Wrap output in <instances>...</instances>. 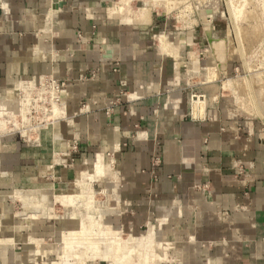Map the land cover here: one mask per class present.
Instances as JSON below:
<instances>
[{"label":"crops","instance_id":"0c3cea01","mask_svg":"<svg viewBox=\"0 0 264 264\" xmlns=\"http://www.w3.org/2000/svg\"><path fill=\"white\" fill-rule=\"evenodd\" d=\"M111 2L0 0V92L41 75L66 89L60 121L0 151V264L38 259L43 241L22 233L38 223L13 224L16 190L68 188L97 155L115 157L105 184L120 223L157 225L174 245L167 264H264V145L222 111L213 53L215 76L200 66L204 38L218 39L214 8L206 24L202 11L181 19L154 6L147 23L134 17L144 1L116 16Z\"/></svg>","mask_w":264,"mask_h":264},{"label":"rangeland","instance_id":"374dc122","mask_svg":"<svg viewBox=\"0 0 264 264\" xmlns=\"http://www.w3.org/2000/svg\"><path fill=\"white\" fill-rule=\"evenodd\" d=\"M142 1H144V4L149 3L147 5L152 4H150V0ZM162 1L165 2L166 0H161V2ZM174 3L175 4L172 6L170 13L171 15H178V13H180L181 19L188 17V12H194L195 9L202 11V19L204 22H206L209 21V19L212 17L213 10L215 11V14L211 18V25L213 24L214 26L212 30V36L218 39H225L224 42H222V45L225 46L224 51H230L227 48V45L229 43L230 48L232 49L231 53L227 58L225 54V73H221L217 68L218 66H216L215 68L219 72L217 79V83L220 86L219 103L222 104V111L225 112L226 117H229L231 121H235L234 126L236 127L235 129L237 130V132L240 131L247 133L248 131H250L254 138L257 140V142L264 145V0H175ZM135 4H137L140 8H142L143 6H147L142 4V2H138ZM116 5L117 6L115 7L117 8H125V6H123L120 1H118ZM162 5L163 3H160L161 7ZM129 6L130 3L126 8L131 10ZM209 7H213L214 9H209ZM140 8L138 10H140ZM110 9L111 4L109 7V11ZM232 12L234 15H232ZM234 17L236 18V21L234 20ZM205 25L206 24L204 23L203 26ZM206 26V29L208 31L207 33L210 34L211 26ZM203 48L207 49V52L204 53V55L202 56L200 66L206 68V71H208L209 74L213 73L214 77L215 72L213 71V67L215 66V63L211 55L209 54V52L212 54V50L205 38ZM207 56H209L208 59ZM48 76L50 75H41L40 77H37V79L33 77L18 80L16 84L13 85L8 91L0 92V95L7 96L10 91H13L14 95L19 100H23L24 98L28 99V97L34 96L35 90H32L35 87H38L39 79H41V81H44V79H46ZM21 82H32V84L30 85H32L33 87L30 92L28 91L27 96L25 92L20 89L21 86H16L18 83ZM18 87V90H14V88ZM61 100L62 107H60L61 104L57 103H53V105H57L55 110L57 114L63 111L65 116V102L62 97ZM12 106V104L8 103L7 108L11 109ZM30 108L31 111L30 114H28V117H30V119L28 120L26 119V117L23 122L28 120V126H35L34 123H37V119L41 118L42 114L39 111V108L35 107L34 104L31 105ZM11 112L12 110H10L9 114ZM230 115L234 116L233 119L230 118ZM14 116L17 117V115ZM10 117L11 118L8 119H13V116ZM21 126H23V123L21 124ZM50 127L52 126L47 125L46 128H42L39 132L34 130L33 132H30V135L28 136L31 137V141H33L35 138L40 137L42 131L48 130ZM19 129L20 131L25 130L24 128L20 127L16 130L13 129L9 132H3L0 134V151H5L6 149H9V144L5 143V139H7L8 137L17 138L23 143L28 142L27 138L22 136L21 133L17 131ZM31 141L28 143L33 144V142ZM103 156L105 164L104 176L99 181L92 183L91 190L88 187L82 190L80 196L81 201L78 202L80 203V206L71 205L65 207L64 205L56 202L54 203L53 207L48 208L50 206V203L48 202L49 200H47L48 197L46 198L42 196L46 194L49 195V193L50 195H53L54 193V195H56L59 192L63 194L77 195L76 190L79 188V181L86 185H90V183L85 180V178H87L86 174L88 173V171H91L90 167L94 161L89 162V167L83 168L82 170H80V172H78L77 177L74 181L70 183V186L68 188L61 189V187H59L58 185H54V187L50 188L51 191L45 189L43 192H40V194L43 195L37 194L32 198L31 195V199L29 198V200L25 202L16 199L10 200V206H12V218L13 220L15 219V221H13V224H19L21 226L25 224L29 227V225L26 224L27 221H30L33 224L38 223L37 229L35 228V226H32V228L30 227V230H25L24 228L25 231H23L22 233L31 234L32 231L34 233L37 232L38 235L36 236L37 238H35L38 240H43L40 245V248L41 250L43 249V252H47L44 254L38 253V259L37 257H31L32 260L30 261V263H26L23 261L24 264H32L35 262V260H37V262H39L40 264H50L53 261H57L59 257V252L56 249H58V246L60 244L61 245L59 247H62V236H60L62 234L59 233L60 230L64 229L72 231L80 226L81 220L82 222L86 223L87 226L90 224L89 226H93V228L95 227L93 229L92 227L88 226V229H86V227L85 230L89 232L90 235H92L90 238L93 237L92 239L94 241H97L99 238L102 239L99 240V244L101 245L100 247L104 246V244H111V236H120L121 239L124 240L129 236L140 237L141 235H145L147 233L148 225L146 223H144L141 228H135V230L133 231L130 230V225L126 223H120L119 219L121 217L118 216L119 213H117V211L121 209V206L119 207V204H117L114 200V188L107 187L105 184L106 180H115V157L113 155ZM73 161L74 157H70L69 164L73 163ZM32 189L35 190L34 188ZM18 190H22V188H18ZM74 208L76 210H74L73 213L68 214V216L66 217L67 211L69 209L71 210ZM48 209L50 213H54V218L47 216V214H49ZM103 211H105V214L103 213L104 215L101 219L99 218V215ZM39 212L42 214H40ZM35 213L37 214V216L34 217ZM30 215L33 218H39L34 220L30 217H27ZM56 215L58 216L56 217ZM121 215L124 217L126 215L130 216L131 213L127 210V212L123 211V214ZM59 216L60 218L64 216L66 218L59 219ZM89 228H91L93 231H91V229L89 230ZM102 231L106 233L103 236L101 235ZM94 233L97 235H95ZM160 233L161 231H158L159 236H157V240L159 241V243H161L162 241L168 243L169 241L164 239L162 237V234ZM94 236H97L96 240ZM155 244L157 243L154 242L152 244V248L148 250L149 252H147V255H151V252L154 250L155 258L162 257L160 259L161 262L157 261V264H167V262L170 261L172 257L175 259L174 256L170 257V255L172 254L170 249L162 252L159 249L157 250L158 246H155ZM83 247L84 246L81 245L77 246L76 248L75 245H73L72 250H83ZM16 251H20L19 246L17 247ZM34 252L35 250L29 251V255H32V253ZM73 261L75 260L72 259L69 262ZM97 264L106 263L97 262Z\"/></svg>","mask_w":264,"mask_h":264},{"label":"bare ground","instance_id":"6f19581e","mask_svg":"<svg viewBox=\"0 0 264 264\" xmlns=\"http://www.w3.org/2000/svg\"><path fill=\"white\" fill-rule=\"evenodd\" d=\"M54 1H58V0H54ZM118 1H120L123 4V6H125V8L124 7L117 8V7H115L117 5H115V3H113V2H111V9L109 11L110 15L116 16L117 13H123L125 15L126 12H128L130 14L131 10L127 9L126 7L129 5V3H131V0H118ZM166 1H168V2H166ZM166 1L161 2V0H150V4L151 3L152 4L147 5L146 7L144 6V7L140 8V10L136 11V13L134 14L135 15L134 17L137 18V20H139V21L147 22L149 20V14H150L149 11H150L151 7L153 8L154 6H160V3L161 4L163 3L162 7L165 8V10H167V12H168V10L172 9V6L175 4L174 3L175 0H166ZM132 13H134V12H132ZM124 15L121 14V16H124ZM232 15H234L233 12H232ZM111 17H113V16H111ZM117 17H119V16H117ZM235 17H234V20L236 21ZM130 18H131V15L130 16L128 15L126 17V19H127L126 21L130 22ZM122 20H124V19H122ZM208 22L209 21H206L205 23L209 24ZM131 23L133 24V22H131ZM195 58L196 57H194V55H193L192 59L194 61H196ZM42 79H44V78H42ZM42 82H43V80H42ZM30 84H32V82H26V83L21 82V83H18L16 86H19V87L21 86L20 89L23 90L27 96L28 91L30 92L32 87H33ZM19 87L14 88V90H16V89L18 90ZM24 101L27 102L28 99L24 98L23 100H19L14 95L13 91H10L7 96L0 95V134L3 132H9L10 130H13V129L16 130L17 128L21 127L23 120H25V118H26L24 115V110H22V107L20 106L22 103H24ZM8 103L13 105L11 107V109L9 108L10 110H12V112H11L12 114L11 113L9 114L10 110L7 108ZM56 107H57V105L54 104L53 105V111H54L53 115H57V112H55ZM60 107H62V104L60 105ZM18 108H20V109H18ZM16 109H18L17 112H16ZM62 113H63V111H62ZM14 115H17V117ZM10 116H13V119H11V120L8 119V118H11ZM21 132L25 133L24 130H21ZM90 168H91V171H88V173L86 174L87 178H85V180H87L90 183V185H86V184L82 183L81 181H79V186H78L79 188L76 190L77 195H75V194H73V195L63 194L61 192H59L56 195H54L55 193L53 195H50V193H49V195H47V194L43 195V194H40V192H43L45 190V188L35 189V190L24 189V190H16L15 199L16 200H22V202H25V201L29 200L31 195H32L31 196V198H32V197L36 196L37 194H40V195H43L42 197H46V198L48 197L47 200H49L48 202L50 203V206L48 208L53 207L54 203H56V202L64 205L65 207L71 206V205H73V206L79 205L80 206V203H78V202L81 201L80 196H81L82 190L86 189L87 187L91 190L92 189V186H91L92 183L99 181L104 176L105 164H104L103 157L101 155H97L96 159L94 160V162ZM74 210H76V209L75 208L71 209V210L69 209L66 213V217L68 216V214L73 213ZM48 212H49V209H48ZM104 212L105 211H103L99 215V218L102 219L103 215L105 214ZM40 214H42V213H40ZM35 216H37L36 213L34 214V217ZM40 216H42V215H40ZM47 216L54 218V213L49 212V214H47ZM57 216L58 215H56V217ZM60 216H59V219H61V218L65 219L66 218L65 216L60 218ZM88 226L86 225V223L82 222V220H81L80 226L75 228L72 231L64 230V229L60 230L59 233L62 234V235H60V236H62V247L61 248L59 247L61 245L60 244L58 246V249H56L59 252L58 260L53 261L50 264H97V262H105L106 264H157V261H160V259L162 257L161 258H155L154 250L151 252V255H149V256L147 255V252H149L148 250H150L152 248L151 247L152 244L154 242H156L157 244H155V246H158V248L156 247L157 250L159 249L162 252H164L165 250H169V249L173 248V245L169 242L167 243V242L162 241L163 243L162 242L159 243V241L157 240V236H159L158 235L159 228L157 227V225L156 226L155 225H149L147 233L145 235H141L140 237L129 236L126 239L122 240L120 236H111V241H110L111 244L110 243H108V245L104 244V246H102V247H100L101 245L99 244V242H100L99 240H102V239L99 238L97 241H94L92 239L93 237L90 238L92 235H90V233L85 230L86 227H87L86 229H88ZM89 227L93 228V226H89ZM90 229L91 228H89V230ZM85 231L87 234L85 233ZM91 231H93V230L91 229ZM104 234H106V233L102 231L101 235L103 236ZM95 235H97V234H95ZM96 237H95V240H96ZM28 241H33V240H32V238H28ZM35 245L37 247L36 253H43V254L47 253V252H43L42 251L43 249L41 250L39 243H37ZM56 245H57V243H56ZM73 245H75L76 248H77V246H81V245L84 247H83V250H79V251L75 250V249L72 250ZM72 259H74L75 261L69 262ZM179 259L180 258H176V261L178 263L180 262ZM35 263H36V261H35Z\"/></svg>","mask_w":264,"mask_h":264},{"label":"built area","instance_id":"2783aa9c","mask_svg":"<svg viewBox=\"0 0 264 264\" xmlns=\"http://www.w3.org/2000/svg\"><path fill=\"white\" fill-rule=\"evenodd\" d=\"M38 87H35L32 91H34V96L28 97V101L22 103L20 106L22 107V110H24V115L29 120L30 117H28V114H30L31 105H35V107L39 108V111L41 112V118L37 119V123H34L33 125H27L29 124L28 120L22 122L23 126L21 128H24L25 133H22L20 130H17L21 133L22 136L27 138V141H31L30 132H33L36 130L39 132L42 128H46V126H53L55 122L60 121L64 114L62 111L57 114L53 115V103L62 104V94L66 93L65 89V82L56 80L52 78V76H48L44 81L42 82L41 79H39ZM30 96V95H29ZM42 105H40V104ZM20 109V108H18ZM17 109V111H18ZM16 111V112H17ZM38 138H35L33 143L37 142ZM27 142V143H28ZM29 144V143H28Z\"/></svg>","mask_w":264,"mask_h":264},{"label":"water","instance_id":"95a60500","mask_svg":"<svg viewBox=\"0 0 264 264\" xmlns=\"http://www.w3.org/2000/svg\"><path fill=\"white\" fill-rule=\"evenodd\" d=\"M58 6L62 5L61 3H56ZM225 39H213L210 41V45L212 48V53L214 57L216 58V61L218 62V69L219 71H225V52L224 47L222 45V42H224Z\"/></svg>","mask_w":264,"mask_h":264}]
</instances>
